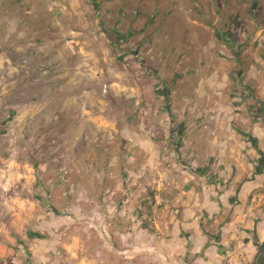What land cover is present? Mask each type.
Wrapping results in <instances>:
<instances>
[{"label":"rangeland","instance_id":"obj_1","mask_svg":"<svg viewBox=\"0 0 264 264\" xmlns=\"http://www.w3.org/2000/svg\"><path fill=\"white\" fill-rule=\"evenodd\" d=\"M261 7L0 0V264H50L65 245L94 242L99 183H144L153 144L179 148L164 60L193 37L187 8L204 22L255 24Z\"/></svg>","mask_w":264,"mask_h":264},{"label":"crops","instance_id":"obj_2","mask_svg":"<svg viewBox=\"0 0 264 264\" xmlns=\"http://www.w3.org/2000/svg\"><path fill=\"white\" fill-rule=\"evenodd\" d=\"M261 10L253 24L204 22L186 9L193 37L164 60L179 148L162 154L154 143L144 183H99L103 206L91 221L100 227L89 232L98 239L65 245L50 264H264Z\"/></svg>","mask_w":264,"mask_h":264},{"label":"built area","instance_id":"obj_3","mask_svg":"<svg viewBox=\"0 0 264 264\" xmlns=\"http://www.w3.org/2000/svg\"><path fill=\"white\" fill-rule=\"evenodd\" d=\"M243 259L236 257V256H230L227 261L226 264H243L242 263Z\"/></svg>","mask_w":264,"mask_h":264},{"label":"trees","instance_id":"obj_4","mask_svg":"<svg viewBox=\"0 0 264 264\" xmlns=\"http://www.w3.org/2000/svg\"><path fill=\"white\" fill-rule=\"evenodd\" d=\"M204 173V172H203Z\"/></svg>","mask_w":264,"mask_h":264}]
</instances>
